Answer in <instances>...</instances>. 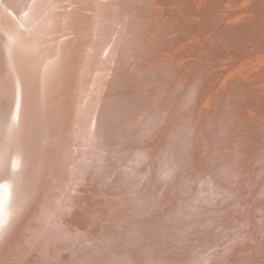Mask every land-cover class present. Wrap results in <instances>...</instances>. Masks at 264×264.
<instances>
[{"label":"bare ground","instance_id":"1","mask_svg":"<svg viewBox=\"0 0 264 264\" xmlns=\"http://www.w3.org/2000/svg\"><path fill=\"white\" fill-rule=\"evenodd\" d=\"M53 1H0V247L10 242L12 252H4L8 246L1 251L0 259L2 253L6 259L0 264H29L27 259L41 264L35 254L42 264L112 259L117 264H244L245 256L229 254L222 239L242 244L260 236L258 226L264 228V41L253 69L242 81L227 79L225 85L224 77H214L225 70L219 62L239 41L251 46L258 40L250 42L251 25L240 22L230 29L216 19L214 1L196 23L180 0H174L180 16L161 5L168 0H126L119 22L144 27L137 29L142 36L126 32L133 46L125 51L134 54L135 64L116 66L105 61L115 43L98 38L94 44L87 37L95 27L116 29L96 12H83L94 9L91 0H69L61 15L45 23L57 43L50 44L55 69L48 74L43 67L33 69L41 64L39 56L22 53L24 40L33 39L23 31L26 23H41ZM138 3L152 10L147 16L161 26L136 12ZM261 15L263 24L253 25L258 29L264 26ZM166 29L174 34L169 37ZM183 47L206 50L218 66L199 68L202 80L178 73L177 48ZM97 53L102 67L128 72L113 90L118 100L96 87L94 95L88 92L93 102L83 103L84 97L74 102L91 79L76 63ZM247 90L255 97H246ZM256 105L261 112L254 111ZM76 123L86 128L78 133ZM107 124L113 127L104 137ZM159 151L151 163L140 165ZM64 179L71 185L61 183ZM61 185L70 192L67 197ZM205 201L219 209L208 218ZM110 216L117 220L109 223ZM116 230L119 236L113 237L110 231Z\"/></svg>","mask_w":264,"mask_h":264},{"label":"rangeland","instance_id":"2","mask_svg":"<svg viewBox=\"0 0 264 264\" xmlns=\"http://www.w3.org/2000/svg\"><path fill=\"white\" fill-rule=\"evenodd\" d=\"M67 1H69V0H54L53 2L50 3V7L47 8V12H46L47 15H46L45 19L42 20L41 23L38 22L35 24L34 23H31V24L26 23L25 24L24 27H25L26 31L25 30L23 31V33H25L24 36L32 34L33 39L32 40H30V39L24 40L27 42V44H25V47L23 46V52L22 53H24L26 56H31L32 58L39 56L41 59V64L40 63L35 64L33 66V69L38 70L41 67H43V70L48 74L51 73L55 69V65L53 64L54 63L53 57L49 56V53H50L49 48H51V45H55V44L57 45L56 42H55V44L53 43L54 41H56V34H55L54 29L53 30H46L47 24H45V23L48 22L51 18H53V20H55L56 15H61L62 14L61 8L62 9L64 8V3ZM132 1H134V0H131V2ZM168 1H165L164 4H161V5L163 7H166V8L172 7L173 8L172 13L174 14V16H176V15L180 16V13H182L183 11L179 10V8L174 6L175 5L174 0H168ZM180 1L184 2L183 7L186 10H188V14L190 13L191 15H195L198 18L196 20V23L199 22V20L201 19V17H202L201 12H203V9L206 10L207 7L210 8V3L212 1H214L215 5H216L215 7L218 10L217 15H216V19L221 20L223 22H226L227 26L230 29H231V27H235L236 25H238V23H240V22L251 25L250 26L251 30L255 31V32L249 33L251 36L250 42L257 37H258V40L255 41L251 46L246 45L247 43L245 44V40H241V41H239L240 45L237 48H234L232 50H228V52L226 51L224 56L222 57V61L221 62L218 61L221 64H225L224 65L225 70L223 72H221L220 74L214 75V77L217 79H219L218 77H220V78L224 77V80L221 81L224 84H225L224 81L227 79H232V80L240 79L242 81L243 80L242 74L244 73L246 75L251 69H253L254 63L258 62L256 59V53L263 50L261 43L264 41V26L263 27L261 26V29H258L257 27H254L253 25H262L263 24V22L261 20V18H262L261 14H264V0H180ZM91 4L94 5V9L93 10L91 8L90 9H84L83 12H93V11L96 12L97 16L100 19L105 20L106 24L108 23L109 25H112L113 29H116V30H113L111 33V31H107L106 28H101V30H99L98 27H95L96 29L93 32L89 33L87 30V32H88L87 37L92 39V41H95L94 44L97 43L98 38H100L106 42L107 41L109 42V40H112V42L115 43V46H116L115 49L113 48L111 50V52L108 53L109 55H111V58L110 59L106 58L105 61L108 62V61L112 60V62H116V66L121 65V63H117V62H128V64H133V63L135 64L136 57L134 56V54H131V52L128 53L127 51H125L126 46H133V41L126 38V36H127L126 32H129V31L135 32L137 29L141 30L142 27H144V25L143 24H132L129 22L128 23L119 22V17L117 15L120 14L121 13L120 11L123 10V8L125 7L126 0H91ZM139 5L141 7L140 6L136 7L137 8L136 12L141 13L142 15H145L146 17H148L149 20H146L148 18L145 19L147 22L152 21L151 17L147 16V15H149V13L152 10H149V8H146L145 5H141V4H139ZM186 5L188 7H186ZM156 8H157V6L152 8L154 10V12L156 11ZM198 9H202V10L198 11ZM158 10L161 11V6H159ZM107 13H109V14H107ZM214 15L215 14H213V18H214ZM23 19H25V18H23ZM152 22H154V21H152ZM33 24H34V26H33ZM122 24H124V25H122ZM154 24L156 26H161V24L159 22H154ZM53 25L54 24H51L50 26H48V28L53 26ZM147 26L145 25L146 28H147ZM90 27H92V26L90 25ZM118 29H119V31H118ZM139 30H137V32H139V33L135 32V34L142 36V32H140ZM146 31H148V28ZM150 31H152V29H150L149 32ZM223 31L224 30L220 31L219 33H222ZM122 32H124V34ZM173 32L174 31H172V30L170 31L169 29L165 30V34H167L169 37H171L170 34H172V35L174 34ZM114 33H116V35H114ZM219 33H216L215 36H217ZM72 35H73V33L69 34V36H72ZM146 35L149 36L150 33H147ZM95 37H97V38H95ZM151 39L153 40V38H151ZM155 40H153V43H155ZM57 41H58V39H57ZM112 42H110L111 45H112ZM12 44H14V43H10L9 45L12 46ZM23 44L24 43H21V42L18 43L16 41V46L23 45ZM134 45H136V44H134ZM158 48L159 47H157V49ZM187 48H189V47H187ZM187 48H185V47L177 48V52L180 53L177 56L178 57L177 59H179V61L177 62V60H175L177 62V63L175 62L176 63L175 68L178 69V71H177L178 73H182L181 70H184L189 75L193 74L194 77H198L200 80H202V76L200 74L199 68L208 67L210 69V68H215L218 66L217 63L212 61L211 58L208 55H206V54H208L206 50L197 49V51H196V49H194L192 52H189L190 50H187ZM184 50L188 51V54H184ZM37 51H39V53H41V54L38 55ZM48 56H49V59H48ZM236 60H240V62H237ZM263 63H264V61H263ZM76 65L80 66V72L82 74L87 75L88 77H91V79H90L89 83H87V86H86V88L88 87V89L83 90L82 94H80L79 96L77 95L74 98V100H75L74 102L79 103L83 97L85 98L83 103H85V102L89 103L90 101L93 102L92 95H94L93 92H94L96 87L100 89V92L106 93V95L109 96V100H112L115 102L118 100L117 97H115L113 94L116 90H119V88L121 87L122 83L119 84L118 81L126 80V76L128 75L127 74L128 72L125 71V68L116 67V66H104V67H102L101 66L102 65V59L98 55V53L96 55H90L89 54L88 57L83 58L82 63H80V61H78L76 63ZM177 74H175V75H177ZM74 76H75V74H72L70 76V80H72V78ZM169 79H171V78H169ZM205 79L206 78L203 76V81ZM179 81H180V79H176L173 81V83L178 84ZM86 82H87V80H86ZM219 82H220V80H219ZM187 85H189V87H192V86L194 87V84L190 83V82L187 83ZM205 86H203V87H205ZM113 90H115V91L113 92ZM232 91H235V89H233ZM88 92L91 93L92 95L88 94ZM211 94L213 95V97H215V92H213ZM243 94L248 98H252V97L254 98L255 97L253 93L249 94L248 90ZM97 96H102V93L97 94ZM111 103H113V102H111ZM230 104L232 107L235 106V103H233V102ZM85 109H86V107L83 106L84 112H85ZM254 111L256 113L261 112L258 105H256L254 107ZM106 112L110 114V110L109 111L105 110V114H106ZM91 118H93V117L91 116ZM81 127H82V125L80 123L75 125V128L78 131V133L81 131V129L83 130V128H86L85 126H83L82 128ZM104 127L106 129H102V133L105 137V135H106L105 130H107L108 127H109V129H111L113 127V124H107ZM74 132L77 133L76 131H74ZM71 134H72V131L68 133V136H70ZM87 134H89V132H87ZM107 136H109V135H107ZM254 141L261 142L260 139H255ZM163 143L166 144V142H162L161 145H163ZM261 143H259V144L261 145ZM168 144L170 147H174V144H171V143H168ZM262 147H264V146H262ZM220 154L223 155L224 160L227 161L226 156H224V154H222V153H220ZM158 155H161L160 151L158 152V154L155 153L154 155L152 153H150L151 158L141 159L140 165L151 163L150 159H152L153 156H154V158L156 156L158 157ZM146 156H147V154H145V157ZM251 161H249V162H251ZM26 164H27V159L25 160L23 158L22 159V167H24ZM254 165L258 166L259 164L254 163ZM25 167H27V165ZM42 167L44 168V166H42ZM228 171L229 170H226V172H228ZM123 180H120L117 183H120V184L123 183L124 184V182H122ZM61 183H63V184L67 183L68 185H71L70 183H68L66 181V179L62 180ZM100 184H99V186H100ZM60 188H61V190L64 189L63 190L64 196L67 197L70 194V192L68 190H65L64 185H61ZM114 189H116V185H115ZM23 202H21L22 207H23ZM205 203H206V201H205ZM206 209L207 210L205 212L209 213L206 218L210 217L209 215H211V213L219 210L216 208L214 209V207H210L209 205ZM63 211H64V209H63ZM129 214H131V213H129ZM243 215L246 216L247 213L243 214ZM70 217L72 219H74L73 220L74 222L77 221V223L79 225H82V222L78 221V219H75L76 218L75 215L70 216ZM40 218L41 217L39 215V219ZM114 218H115L114 216H110L111 220L109 221V223H112L114 220H117ZM16 222H17V220L15 221L14 226L16 225ZM230 223H231V221H230ZM104 224L106 225L107 223H104ZM258 230L260 232V236H258V237L250 236L249 239H246L242 244L238 243V244L232 245L231 243L228 242V239L224 238V237H223L224 239H222V242L224 244L230 246L231 252L229 254H232V253H234V254L239 253L240 254V253H242L243 254L242 256H245L244 258H242V259H244L243 260L244 264H264V228L258 226ZM110 232L113 235V237L119 236V231H117V230L116 231H110ZM9 245H10V242L5 241L3 246L0 247V252L3 251L7 246L8 247L4 250V252H8V251L10 252L11 248L9 247ZM36 246L39 247V245H37V244H36ZM67 250H65V251H67ZM81 251L78 253H81ZM127 251H129V249H127ZM9 252H8V255H9ZM78 253H76V254H78ZM11 254H12V252H10V255ZM32 256L37 258V260H38L37 262H39L41 264L43 262H45V261H41L42 258L39 257L37 254L32 255ZM56 256H58V254ZM8 257H10V256H8ZM5 259H6V257L2 253V258L0 259V263L2 261H4ZM28 260L29 259H27L25 263H29V264L32 263L33 264L35 262L34 261V262L30 263V262H28ZM53 260L56 263L59 262L58 259L53 258ZM8 261H10V260L8 259ZM227 261H228V263L230 262V260H227ZM108 264H117V261L112 259V261L109 262Z\"/></svg>","mask_w":264,"mask_h":264}]
</instances>
